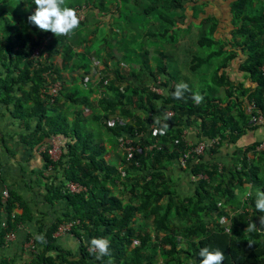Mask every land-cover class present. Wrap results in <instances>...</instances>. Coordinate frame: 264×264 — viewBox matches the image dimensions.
Wrapping results in <instances>:
<instances>
[{"label": "trees", "instance_id": "16d2710c", "mask_svg": "<svg viewBox=\"0 0 264 264\" xmlns=\"http://www.w3.org/2000/svg\"><path fill=\"white\" fill-rule=\"evenodd\" d=\"M113 1L66 0V6L83 24L86 12L110 13ZM197 1L115 0L119 32L129 38L116 59L97 45L101 79L91 86L83 80L79 90L71 73H89L87 35L79 28L71 37L40 32L27 19L33 0H0V104L12 107L6 110L22 144L40 150L42 167L32 171L37 186L50 206L61 207L46 231L27 238L32 252L41 250L26 264H199L205 246L222 250L223 264H264V231H246L264 215L255 209L256 192L264 191V149H258L264 139L238 147L264 125V0L229 2V40L214 36L210 18L191 19ZM237 55L244 56L243 77L232 79L224 70ZM57 81L58 94L42 99ZM180 82L189 90L176 100L171 93ZM218 89L223 98L215 97ZM196 92L204 97L200 104L191 98ZM157 115L169 125L163 135L153 134L161 126L153 123ZM54 138L61 143L55 158ZM200 143L207 147L196 155ZM225 146L231 155L222 154ZM7 163H0V216L8 217L0 222V246L7 234L16 238L22 223L34 224L23 193L36 191L26 186V171L16 176L5 169L4 176ZM182 179L190 192L180 190ZM63 223L80 244L76 254L57 246ZM92 238H108L111 255L97 260Z\"/></svg>", "mask_w": 264, "mask_h": 264}, {"label": "crops", "instance_id": "0c3cea01", "mask_svg": "<svg viewBox=\"0 0 264 264\" xmlns=\"http://www.w3.org/2000/svg\"><path fill=\"white\" fill-rule=\"evenodd\" d=\"M203 4L206 7V12L203 15V18H210L217 28V33L214 35L219 40H229L231 39V34L229 35L230 27L228 23L229 19V2L231 0H202ZM130 6V4H129ZM212 24V23H211ZM238 57L224 70L225 73L232 79L234 78H242V72L239 70V63L244 58L243 55H237ZM176 66V64H175ZM177 67V66H176ZM136 70L138 72L139 68L136 66ZM250 81L247 80L246 84H250ZM254 85V84H253ZM7 107L0 104V163L7 165L2 166L1 172L3 175H9L5 169L11 170L12 174H16V176L22 172L26 171L24 175V180L26 181V186L36 191L35 194L23 193L25 195V200L28 201V206L32 212V223L33 225L27 221L25 225L22 223V226L16 231V238L13 241H5L3 240V245L0 246V264L2 262H6L8 264H26L29 263L37 252H40L41 248H37V251L32 252L30 249H26L24 246L27 243V238L29 236H35L34 233H38L41 228L46 231L44 226L49 225V223L60 213V206H50L45 199V190L42 187L37 186L38 183L36 178L33 175V170H38L42 167V158L39 155L40 150L38 151L36 148L30 149L28 146L22 144L21 142V134L16 131V127L14 126V119L12 115L7 112ZM9 130V131H7ZM7 131V132H6ZM6 132V133H5ZM264 139V125L260 126L256 129L254 135L250 134L245 137L243 142H240L238 147H245L248 143H250V139ZM6 138L7 143L3 141ZM10 146L9 150L6 146ZM226 147V146H225ZM4 149L1 151V149ZM233 148L232 146H227L224 149L223 155H231ZM10 152L14 153V157L10 155ZM9 154L8 161H2L4 155ZM7 167V168H6ZM21 170V171H20ZM191 180V179H190ZM193 181V179L191 180ZM179 188L184 193L190 192L189 182L187 180H181L179 182ZM3 190V185L0 183V194ZM23 195V196H24ZM17 213L20 211H16ZM61 215V213H60ZM1 223L7 222L8 217L7 214L1 213ZM29 237L34 238V237ZM57 237V246L66 247L73 242L76 244V251L73 253L76 254L78 248L80 246L78 240L73 235H55ZM63 249V248H62Z\"/></svg>", "mask_w": 264, "mask_h": 264}, {"label": "clouds", "instance_id": "9594fccd", "mask_svg": "<svg viewBox=\"0 0 264 264\" xmlns=\"http://www.w3.org/2000/svg\"><path fill=\"white\" fill-rule=\"evenodd\" d=\"M33 3L35 5V10H34L32 15L28 16V18H27L28 22L32 26L36 27V29L38 31L51 33L54 37H57V36L71 37L74 34L75 30L79 27L80 20L83 19V16L81 14L79 15L77 13L76 9L66 6V0H33ZM196 3H198L196 5L198 6L199 11H198V15L194 16V18H191L192 20H197L199 18H203V15L206 12V7L203 4L202 0H198ZM188 5H193V3L188 4ZM113 9L116 10L115 0L109 5V12L110 13L108 14V16H105V14L99 15L98 13H96V16L101 17V20H105L106 22H110V21L114 22L115 20H111V17L114 16V19H115L117 16H116V13H111L113 11ZM81 11H83V10L81 9ZM111 14H113V16H111ZM79 16H81V19ZM105 21H103V22H105ZM229 23H228V25H229L230 31H231L232 26ZM108 24L110 25L111 23H108ZM230 31H229V35H230ZM34 53L38 54V51H35ZM96 64L99 66V68H98L99 70L102 69V67H103L102 65H99L98 62H96ZM260 70L262 72H264V66L261 67ZM56 86H57V91H56L57 92L56 95H57L58 92L62 88V83L59 81H57L53 85H51L47 91L41 92L42 93L41 94L42 99L44 98L45 94L50 95L49 94L50 88H55ZM188 90H189L188 85L184 82H180V83H177L175 85V90L171 93V95H172L173 99L182 100V99H184V93ZM162 91H164L166 95L168 94L167 90L162 89ZM161 92L159 94H161ZM191 98L194 101V103H196V104L202 103L203 99H204V97L202 95H200L198 92L193 93ZM8 105L9 104L3 105V106H5L7 108L8 107L12 108L11 106H8ZM263 114H264V112H263ZM166 115L167 116H173V112H171V111L167 112ZM263 117H264V115H263ZM263 117H259V119L262 122H264ZM161 119L162 118L159 115H157L153 118L154 124H160L161 125L159 128H157L154 131V133H153L154 135L157 133H159L160 135L165 134L166 130L169 127V125L167 123L161 124ZM164 119H167V118H164ZM254 119L255 118H252L251 120L254 121ZM60 144L61 143H60L58 138H54L53 140H51L50 154L52 155V157L55 158L56 155L59 153V145ZM200 144H205V143H200ZM43 148L41 150H43ZM52 149L53 150L55 149V152H53ZM204 150H203V152H204ZM203 152L199 155H202ZM181 160L183 161V159H181ZM184 163L185 162L183 161V164ZM204 177H205L204 179L206 180V176H204ZM200 180H202V179H200ZM255 209L260 213H264V191L258 190L256 192ZM63 224H65V223H63ZM246 231H248V232L264 231V215L259 216V227H257V225L251 221L247 225ZM66 234L68 235V233H66ZM55 235L59 236L60 234H57V231H56ZM61 235H63V234H61ZM14 239H15V236L13 235V239L8 240V241H13ZM37 239L41 242L44 241L43 236H38ZM31 244H33V241H27V243L25 244L24 247L26 249H30ZM88 245H89V251L95 253V258L97 260H100L105 256L111 255V253H110V241L108 238H92L88 242ZM199 258H200L199 264H223V262L225 260V256H224V253L222 250H220L219 248L210 249L207 246L200 248ZM190 264H196V261H190Z\"/></svg>", "mask_w": 264, "mask_h": 264}, {"label": "rangeland", "instance_id": "374dc122", "mask_svg": "<svg viewBox=\"0 0 264 264\" xmlns=\"http://www.w3.org/2000/svg\"><path fill=\"white\" fill-rule=\"evenodd\" d=\"M144 1H147V0H144ZM145 6H146V4H145ZM108 8H109V5H108ZM137 8L140 11L143 9V7H137ZM111 13H116V10L113 9V11ZM99 14H102V13L99 12ZM108 14L109 13H106L105 16H108ZM79 17L81 19V16H79ZM111 20H115L114 16L111 17ZM103 21H105V20H101V17L96 16V11L94 13L86 12L85 13V20H84L83 24H80L78 27L79 31L82 32L81 35L82 36L87 35L88 37L86 36V38L89 41V43H87V47L84 51L85 58H86L85 62H87V66L89 67V73L87 75H84V73H82V72H76V71H73L71 73V75L73 76V80L75 81V86H77L79 90H82V88H83L81 85L83 80L86 82L87 85L91 86L95 82L100 81V79H101V71L98 70L99 66L96 64V62L94 60L95 54L98 53L96 50L97 45L102 44V47L100 49L103 50V52H102L103 56H104L105 51H108V52L112 51L114 53L113 56H115V59H116V57H118V55H120L119 44L122 42H126V40L129 38L128 36L126 37V35H128V33H124V31L122 34H120V32H119L120 28H119V26H117L118 21H116V20L114 22H112V21L103 22ZM194 22H197V20H194ZM108 23H111V24L109 25ZM124 23H125L126 29H127V23L126 22H124ZM193 24H195L196 26L199 25L196 23H193ZM122 27L125 28L124 25ZM110 29L113 32L109 31ZM191 30H198V28L193 26V27H191ZM128 46H129V44H128ZM137 48H138V46L136 44L135 49H137ZM109 49L111 51H109ZM131 50L132 49L130 47L129 52H131ZM55 63L58 64L57 62H55ZM152 63H153V61H152ZM115 64L116 63L113 60L110 61L111 67L115 66ZM229 65H230V63L227 64V66H229ZM176 66H177L178 70H180L182 72V74L185 73V69H183L180 64H176ZM215 67L216 66H214V68ZM131 68H133V65H131ZM128 69H129V67H128ZM63 75L65 78L68 76V74H66V73H64ZM186 75H187V73H185V76ZM194 76H195L194 74L192 75V77L190 76L192 83L195 82ZM67 89L70 90V88H67ZM80 95H83V93H80ZM215 97L223 98V90L220 91L218 89V92L215 94ZM70 110L72 112L73 108L70 107ZM7 131H9V130H7ZM3 141L5 143H7L6 138H4ZM262 146H263V144H262ZM6 148L9 150L10 146L7 145ZM262 148L260 146L258 147V149H262ZM3 150L4 149L2 148L1 151H3ZM111 155H112V153H111ZM9 157H10V155L7 153L6 155L3 156L2 161H8ZM17 183L20 184V183H22V181L17 180ZM64 225L69 226L70 224L65 223ZM62 248L64 249V252H71V253H73L77 249L76 244H74L73 242H70V244L68 246L62 247Z\"/></svg>", "mask_w": 264, "mask_h": 264}, {"label": "built area", "instance_id": "2783aa9c", "mask_svg": "<svg viewBox=\"0 0 264 264\" xmlns=\"http://www.w3.org/2000/svg\"><path fill=\"white\" fill-rule=\"evenodd\" d=\"M56 91H57V86H56L55 88H50L49 94L52 95V96H54V95H56V93H57ZM54 146H55V145H54ZM206 147H207L206 144H200V145L195 149V151H196V155L201 154V153L203 152V150H204ZM260 147H261V148L263 147V149H264V143H263V146H262V144H261ZM53 148H54V147H53ZM52 150H53V149H52ZM53 152H55V149L53 150ZM195 177H196L198 180H200V179H204V178H205V177L202 176V175H197V176H195ZM70 189H71V190H74V191L76 190L75 186H71ZM2 194H3L4 197H6V196H7V191H4ZM70 228H71V224H70L69 226L64 225V224H61V225L58 226L57 234H66V233H68V232L70 231ZM6 238H7V240H12V239H13V235L8 234V235L6 236Z\"/></svg>", "mask_w": 264, "mask_h": 264}]
</instances>
